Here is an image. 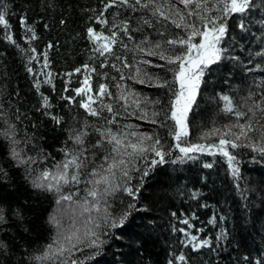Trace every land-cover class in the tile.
<instances>
[{
  "label": "trees",
  "instance_id": "16d2710c",
  "mask_svg": "<svg viewBox=\"0 0 264 264\" xmlns=\"http://www.w3.org/2000/svg\"><path fill=\"white\" fill-rule=\"evenodd\" d=\"M105 0H0V10L4 4L9 24L5 27L0 24V101L7 109L12 104L11 112L16 108L20 110L21 119L17 121L20 135L27 128L29 133H34L36 145L50 152L56 160H60L63 153L59 147L65 141L70 126L78 125L87 116L90 120H97L85 109H79L77 102H69L68 96H72L74 86L83 79L85 71L92 77L94 89L98 90L100 83L104 82L103 73H108L110 80L107 83L109 90L116 94L117 80L120 72L112 67L113 56H108L109 63L101 67L103 57L91 52V42L85 38L86 27L92 26L99 31L102 25L94 19L104 12L108 24H103V31L110 32L114 13H120L117 19L128 18L130 10L121 7L112 13L110 10L102 11V2ZM252 11L244 14L234 13L227 17L228 37L232 43L231 55L245 60V64L239 61L225 59L218 68H213L211 74H206L205 81L198 91L193 109L189 113L190 132L185 138L186 142H205L200 133L204 129L213 126L222 127L229 120H235L234 116L221 111L222 101L219 94L225 92L234 97L240 105L242 96L252 85V90L257 93L264 91V68L255 69V63L261 62L259 57H251L250 53L258 52L264 47V0H253ZM141 13H132V25L135 27V17ZM21 17H26V24L35 28L37 35L31 40V30L26 24L21 23ZM90 17L92 19H90ZM241 19L247 26L245 30L239 27ZM64 23H61V21ZM101 24V25H100ZM47 25V27H45ZM174 27V26H173ZM177 32L181 30H176ZM5 33L13 36L15 43L6 40ZM135 40L142 39V34L135 33ZM39 36L38 42L36 41ZM152 39H157L155 32H151ZM235 37L233 40L232 38ZM198 39V38H197ZM125 42L129 41L123 36ZM48 48V59L51 63L44 68L41 62H29L26 59L27 49L35 48L40 61L43 53ZM117 54L124 52L130 63L133 53L114 46ZM144 59H152L153 65L145 67L161 76L171 75L166 69L159 67L165 61L159 57L141 54ZM139 56L137 60H139ZM246 58L254 59L252 64H247ZM29 63L36 69L30 73L27 68ZM96 68V72L81 69L79 73L73 70L84 64ZM119 63V61H117ZM252 69L245 72L244 67ZM52 72L53 84L43 82L44 74ZM64 70V71H62ZM69 73L71 77L69 78ZM34 76L42 81L37 91L33 83ZM126 83L129 88H135L143 95L153 99L161 97L167 103V89L155 84H141L133 80L125 70ZM255 81V83H253ZM240 87L237 88L236 86ZM67 87V91L65 88ZM41 93L50 98L52 109H44ZM108 96L102 97L108 101ZM112 98L111 96H109ZM112 102V101H111ZM115 104L117 111H122L119 104ZM4 109H0L2 111ZM47 111L65 117L62 125H57ZM103 117L110 114L105 110ZM75 118V119H74ZM14 119V117H13ZM118 120L139 125L142 131L158 130L169 144L175 140L167 135L165 129L148 121H143L138 116L130 114L118 116ZM103 124V119L99 120ZM3 126L0 121V127ZM94 142L96 135L91 133ZM218 137H209L207 142H214ZM167 146V145H166ZM29 150L32 145H28ZM7 145L0 137V167L8 170L7 180L0 177V204L6 208L8 221L0 225V239L7 240L12 247V255L7 264H34L27 257L33 252L39 251L48 243L53 234V226L48 222L49 214L57 207L55 196L52 193L34 189L24 175V170L11 163L6 156ZM239 158L241 179L237 181L231 175L226 158L219 153H196L195 159L175 161L173 155L166 157L164 164H157L154 169L143 178L141 195L136 210L126 221V225L120 226L118 237L111 242L113 246H104L105 255L97 264H168L169 259L174 264L175 255L181 251L185 253L190 264H243L244 257L252 259L264 256V160L260 154L247 147L230 149ZM174 155H182L178 149L173 150ZM103 155L98 150L97 159ZM192 155V154H190ZM255 156V159L251 157ZM206 162L211 163V168L206 167ZM252 166V168H248ZM136 177L140 173L135 174ZM139 183V179L136 180ZM239 185V188L238 186ZM245 185L247 188L245 189ZM74 187H65V191L74 192ZM80 193L74 197L79 199L84 196V184ZM70 189V190H69ZM72 189V190H71ZM240 189L246 194L242 196ZM198 190L194 196L193 192ZM126 196V194H123ZM118 203V201H117ZM140 205H147L142 208ZM19 208L22 216H14L13 212ZM175 213V215H173ZM225 217L224 220L220 216ZM215 216V222L211 219ZM65 217V223H68ZM173 228L176 231H173ZM188 229L198 238H208L212 243L201 249L194 250L190 244H184L185 239H190L182 229ZM227 229V235L218 238V233ZM182 235V238L179 237ZM25 247L27 251H25ZM74 257L89 256V250L74 252ZM2 259V258H0ZM86 264H91L87 262Z\"/></svg>",
  "mask_w": 264,
  "mask_h": 264
},
{
  "label": "snow or ice",
  "instance_id": "6c2138e0",
  "mask_svg": "<svg viewBox=\"0 0 264 264\" xmlns=\"http://www.w3.org/2000/svg\"><path fill=\"white\" fill-rule=\"evenodd\" d=\"M116 4L130 10V15L119 20L117 17L120 13H114L111 29L115 30L105 32L92 26L87 27V38L94 43L92 54L95 56L98 53L103 57L101 67L109 63L108 56L115 57L111 62L112 67L120 72L119 77H114L117 80L116 94L114 95L109 90V85L104 82L100 83L98 91L94 92L90 83L91 76L85 71L83 81L75 88V92L86 97L80 100V104L88 114L97 117V120H90L86 116L78 125L67 129L68 135L59 147V151L63 153L60 160H56L46 149L37 146L34 133H29L27 128L23 130L24 135H20L21 130L16 123L21 119L19 108L12 113V104L5 109L4 103L0 101V109H4L0 111V121L3 123L0 127V137L6 142L7 158L13 165L24 170L25 177L34 189L52 193L59 206L48 217V222L54 229L50 241L41 250L27 257L34 264H83L88 256L76 258L74 252L88 249L90 255H95L102 251L106 244L119 236L120 226L126 225V221L136 210L144 176L157 164H164L166 157L170 155H173L174 162H182L185 159H195L196 153L222 154L227 160L231 175L237 181L242 178L239 158L230 149L247 147L259 153L264 160V91L259 93L257 99L252 85L248 86L247 94L240 98V105L230 94H219L222 101L221 111L234 116L235 120H229L222 127L204 129L200 136L205 142L192 143L185 140L190 132L189 113L193 109L206 74H211L213 68L220 67L225 59L245 64V60L231 55L232 43L228 37L227 17L234 13H250L254 7L253 0H107L103 5L104 10ZM7 8L8 5L4 4V10H0V24L5 27L9 24L5 14ZM137 12L141 14L135 17L133 27L131 14ZM94 19L101 24L109 23L104 12ZM21 23L26 24V17H21ZM26 27L31 30V35L27 37L31 40L37 35L36 30L30 24H26ZM239 27L246 29L243 19ZM151 32H155L158 38L152 39ZM135 33L142 34V39L138 42L135 40ZM123 36H127L129 41L125 42ZM4 38L15 43L10 33H5ZM117 45L121 50L131 51V59L135 63H130L124 52L117 54L114 48ZM50 47L51 42L45 48L42 61L34 47L27 49V61L41 62L44 68H48L51 61L48 59L47 49ZM144 53L165 61L158 66L166 69L171 75L161 76L148 70L145 65H153L155 62L152 59H144L141 55ZM250 56L260 58L261 62L255 63V69L264 68V47L258 52L250 53ZM246 61L247 64H252L254 59L246 58ZM82 68L96 72V68L87 63L73 71L79 73ZM27 70L30 73L36 72L31 63ZM125 70L133 80L141 84L149 83L166 88L167 103L161 97L153 99L135 88L130 89L126 83L122 84L121 81L126 80ZM243 70L252 71L246 66ZM68 75L71 77V73ZM103 75L106 77L108 73ZM43 82L53 84L50 69L44 74ZM33 83L39 91L42 81L34 76ZM105 96L113 97L112 102L101 99ZM41 97L43 108L51 107L50 98L43 93ZM67 99L75 102L72 96ZM97 100H100L99 105L96 104ZM120 101H123L119 104L122 111H117L114 105ZM104 110L110 114V118L103 117ZM127 114L138 116L140 120L165 129L175 143L169 144L158 130L142 131L139 125L131 121L124 123L117 119L118 116ZM46 115L57 125H62L65 120L64 116L52 111H47ZM101 118L103 124L99 123ZM91 133L96 135L94 142L91 140ZM209 137H218V140L207 142ZM29 144L32 145L31 150ZM174 149H178L182 155H174ZM98 150L103 152L99 159ZM205 166L211 168L213 165L206 162ZM136 173H140L139 183L136 182ZM0 177L7 180L6 168L0 167ZM82 183L84 196L74 199L80 193L81 188L78 186ZM73 186H76L74 192L65 191V187ZM237 186L239 188V185ZM197 193L198 190L194 191L193 195ZM240 194L244 196L245 190L240 189ZM140 206L147 208V205ZM13 215L20 217L22 213L17 208ZM65 217L68 223H65ZM210 219L214 223L216 218L213 216ZM220 219L224 220L225 217L221 215ZM7 221L6 208L0 204V225ZM173 231L176 229L173 228ZM183 231L190 237L183 243L190 244L194 250L212 243L208 238H198L188 232L187 228ZM217 235L218 238L226 236L227 229ZM11 255L10 243L0 239V264H7ZM175 261L190 264L183 251L175 255ZM168 264H174V261L169 259ZM257 264H264V260L257 258Z\"/></svg>",
  "mask_w": 264,
  "mask_h": 264
},
{
  "label": "bare ground",
  "instance_id": "6f19581e",
  "mask_svg": "<svg viewBox=\"0 0 264 264\" xmlns=\"http://www.w3.org/2000/svg\"><path fill=\"white\" fill-rule=\"evenodd\" d=\"M106 2H107V0H105L104 2H102V8H101L102 11L110 10L112 13H114V11H117V10H119V9L121 8V5L116 4V5H112V6H110L107 10H104L103 5H104V3H106ZM2 10H4V9H2ZM97 22H98V21H97ZM100 25H101V24H100ZM103 26H104L103 24L100 26L99 31H103ZM87 37H88V33H87V27H86V30H85V38L88 39ZM38 39H39V36H38V38H37V40H36L37 42H38ZM88 40H89V39H88ZM89 41H90V40H89ZM90 42H91V44H92V45H91V48L94 47V43H93V41H90ZM62 71H64V70H62ZM69 78H70V77H69ZM109 80H110V77H108V76H106V77L103 79L104 82H108ZM82 81H83V79H81V80L78 82V85H77V86H74L73 91L71 92V93H72V97L75 98V101L77 102L79 109H84V108L81 106V104H80V100H81L82 98H86V97H83L82 95L77 94V93L75 92V88H76V87H79L80 84L82 83ZM92 81H93V79H92V77H91L90 82H92ZM91 84H92V83H91ZM92 86H93V84H92ZM93 91L96 92V91H98V90L94 89V87H93ZM106 98H107V97H106ZM67 100H68V99H67ZM107 100H108V101H105V102H111V101L113 100V97L110 98V97L108 96ZM68 101H69V100H68ZM69 102H72V101H69ZM99 103H100V100H97V101H96V104L99 105ZM44 109H45V108H44ZM47 109H52V108H47ZM104 112H105V110L103 111V114H104ZM248 168H252V166H250V167H248ZM138 179H139V177H136V180H138ZM73 187H74V186H73ZM69 190H70V189H69ZM71 190H72V189H71ZM138 204H140V203H138ZM142 208H143V207H142ZM181 232H184L183 229L181 230ZM179 237L182 238V235H179ZM110 246H113V242H111V241L107 244V247H110ZM106 250H107V249H106ZM106 250L103 249L102 251L96 253L95 255H89V256H88V259L83 261V264H86L87 262H91V264H97V262L101 259V257L105 255L104 252H105ZM260 259L264 260V256H263L262 258H260ZM243 264H257V258H256L255 261H253L252 259L249 261V259H247V258L244 257Z\"/></svg>",
  "mask_w": 264,
  "mask_h": 264
}]
</instances>
